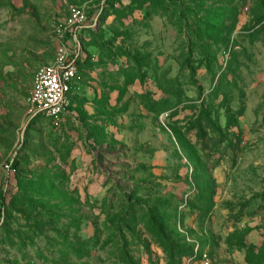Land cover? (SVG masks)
Here are the masks:
<instances>
[{
  "label": "rangeland",
  "instance_id": "obj_1",
  "mask_svg": "<svg viewBox=\"0 0 264 264\" xmlns=\"http://www.w3.org/2000/svg\"><path fill=\"white\" fill-rule=\"evenodd\" d=\"M0 211V264H264V0H0Z\"/></svg>",
  "mask_w": 264,
  "mask_h": 264
},
{
  "label": "built area",
  "instance_id": "obj_2",
  "mask_svg": "<svg viewBox=\"0 0 264 264\" xmlns=\"http://www.w3.org/2000/svg\"><path fill=\"white\" fill-rule=\"evenodd\" d=\"M87 23L85 10L80 7H73L70 10L67 25L64 33H70L74 46L72 54L68 47L60 44V51L56 61L39 70L34 78L28 102L31 108L41 112L48 117H58L68 111L72 106L73 88L78 79V61L81 53V46L78 43V31ZM10 169V165H6ZM4 216L0 211V223ZM201 264H211L207 253L201 257Z\"/></svg>",
  "mask_w": 264,
  "mask_h": 264
},
{
  "label": "crops",
  "instance_id": "obj_3",
  "mask_svg": "<svg viewBox=\"0 0 264 264\" xmlns=\"http://www.w3.org/2000/svg\"><path fill=\"white\" fill-rule=\"evenodd\" d=\"M73 97V96H72ZM72 100H73V98H72Z\"/></svg>",
  "mask_w": 264,
  "mask_h": 264
}]
</instances>
